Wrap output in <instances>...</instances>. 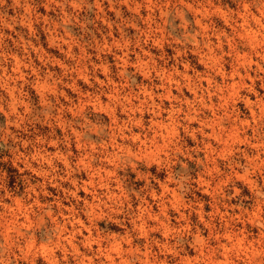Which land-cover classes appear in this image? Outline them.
Returning <instances> with one entry per match:
<instances>
[{"label":"rangeland","instance_id":"obj_1","mask_svg":"<svg viewBox=\"0 0 264 264\" xmlns=\"http://www.w3.org/2000/svg\"><path fill=\"white\" fill-rule=\"evenodd\" d=\"M0 264H264V0H0Z\"/></svg>","mask_w":264,"mask_h":264}]
</instances>
